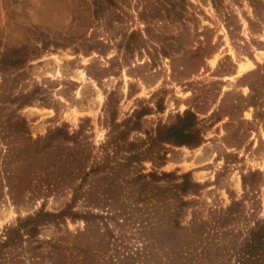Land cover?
I'll return each mask as SVG.
<instances>
[{"label": "rangeland", "instance_id": "374dc122", "mask_svg": "<svg viewBox=\"0 0 264 264\" xmlns=\"http://www.w3.org/2000/svg\"><path fill=\"white\" fill-rule=\"evenodd\" d=\"M23 46L22 75L5 82L10 95L33 94L21 110L27 134L14 144L28 153L19 159L29 160L8 157L4 166L7 141L0 138V175L33 181L17 201L0 191V232L42 206L57 213L70 202L72 186L44 199L32 194L48 171L75 187L89 172L73 210L104 218L42 228L41 240L73 247L59 251L57 264H120L122 249L136 247L150 231H139L143 223L154 221L152 191L139 189L141 171L189 173L202 189L186 200L196 201L204 221L231 196L240 200V178L258 171L256 204L246 199L245 206L264 218V0H0V53ZM185 111L196 117L198 147L164 142L126 161ZM58 128L82 133L48 147L24 140Z\"/></svg>", "mask_w": 264, "mask_h": 264}, {"label": "trees", "instance_id": "16d2710c", "mask_svg": "<svg viewBox=\"0 0 264 264\" xmlns=\"http://www.w3.org/2000/svg\"><path fill=\"white\" fill-rule=\"evenodd\" d=\"M27 47L23 46L12 49L10 52L0 53V138L6 139L7 149L4 152L14 163H26L29 159L22 157L28 153L14 144L23 139L27 134L28 121L21 114L24 106L30 104L33 94L18 93L10 95L6 91L5 79L10 78V83L15 82L21 73L27 58ZM17 74L11 78V74ZM4 86V88H3ZM140 118V115H136ZM136 123L134 124V127ZM196 117L189 111H185L179 119V123L174 126L158 129V137L150 139L148 148L144 152L133 151L126 161L140 160L159 143H166L177 146L198 147L201 139L194 130ZM164 133L163 135L161 134ZM26 133V134H25ZM82 133L79 129L73 134L64 133L61 128L47 133L35 141L25 136L24 140L31 145L44 144L48 147L51 141L60 138L62 140H73L74 135ZM126 135V130L120 132ZM129 148L135 144L128 143ZM18 154H13V152ZM143 156V157H142ZM163 159V156L157 157ZM17 159H19L17 161ZM78 164H79V159ZM76 161V160H75ZM24 164H22L23 166ZM15 168L17 165L14 166ZM89 172L82 175L76 187L71 183L70 178L61 179L52 172L43 173V186L32 194L38 197L47 198L52 192L59 190L60 186H72V197L70 202L59 212L52 213L42 206L33 215L18 218L9 226L3 227L0 232V264H57L59 251H68L73 247L62 246V240L50 239L41 240L40 231L45 227L60 228L67 220L74 222L82 220L85 223L92 222L93 219H104L93 213H80L74 211V206L81 198L80 190ZM260 172L250 171L242 175L241 183L244 195L240 200L231 198L230 205L225 209L213 211L212 220H202L196 218V211L193 205L194 199L186 200V197H198L202 185L192 181L189 173L176 175L175 173H141L138 174L139 189L143 191L151 189L154 199L153 219L154 221L142 226L141 233L145 228L150 227V231L140 236V241L136 247L123 248L120 255V264H264V218L256 216V208H251L252 213L248 215L245 200H250L255 205V184L260 180ZM33 180L30 175L22 176L13 172L4 171L0 175V191L6 188V195L12 201H17L21 197V190L28 186ZM36 182V180H34ZM71 182V183H70ZM3 193L0 192V198ZM191 219L182 224V219L187 216ZM254 217L252 221L249 218ZM148 229V228H147ZM140 233V234H141ZM103 250V247L100 248Z\"/></svg>", "mask_w": 264, "mask_h": 264}, {"label": "bare ground", "instance_id": "6f19581e", "mask_svg": "<svg viewBox=\"0 0 264 264\" xmlns=\"http://www.w3.org/2000/svg\"><path fill=\"white\" fill-rule=\"evenodd\" d=\"M242 70H243V67L240 68V71H242Z\"/></svg>", "mask_w": 264, "mask_h": 264}]
</instances>
